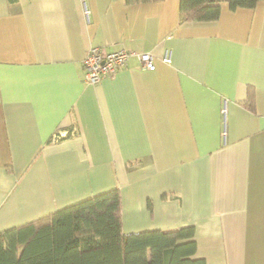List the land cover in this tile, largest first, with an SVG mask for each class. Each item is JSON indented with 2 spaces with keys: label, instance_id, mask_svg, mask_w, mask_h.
I'll use <instances>...</instances> for the list:
<instances>
[{
  "label": "crops",
  "instance_id": "crops-1",
  "mask_svg": "<svg viewBox=\"0 0 264 264\" xmlns=\"http://www.w3.org/2000/svg\"><path fill=\"white\" fill-rule=\"evenodd\" d=\"M220 3L0 0V231L118 186L125 233L193 225L206 264H264V0ZM92 46L155 67L87 83Z\"/></svg>",
  "mask_w": 264,
  "mask_h": 264
},
{
  "label": "trees",
  "instance_id": "trees-1",
  "mask_svg": "<svg viewBox=\"0 0 264 264\" xmlns=\"http://www.w3.org/2000/svg\"><path fill=\"white\" fill-rule=\"evenodd\" d=\"M225 1L236 9L254 7L259 0ZM220 2L180 0L179 22L216 20ZM246 100L253 109V96ZM121 207V190L115 186L8 227L0 231V264H206L194 257L193 225L125 233Z\"/></svg>",
  "mask_w": 264,
  "mask_h": 264
},
{
  "label": "built area",
  "instance_id": "built-area-1",
  "mask_svg": "<svg viewBox=\"0 0 264 264\" xmlns=\"http://www.w3.org/2000/svg\"><path fill=\"white\" fill-rule=\"evenodd\" d=\"M88 13V10H86ZM137 56L142 65L148 69L155 67L153 63V55L151 52L144 51L137 53L129 49L107 50L102 46H92L89 48L84 60L83 70L84 79L87 83H97L103 78L113 76L132 56ZM163 59L170 61L169 53H165ZM57 137V136H55Z\"/></svg>",
  "mask_w": 264,
  "mask_h": 264
}]
</instances>
